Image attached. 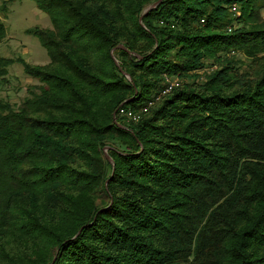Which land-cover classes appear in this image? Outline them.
Instances as JSON below:
<instances>
[{"label":"trees","instance_id":"1","mask_svg":"<svg viewBox=\"0 0 264 264\" xmlns=\"http://www.w3.org/2000/svg\"><path fill=\"white\" fill-rule=\"evenodd\" d=\"M35 1L50 62L0 57L37 82L0 97V264H264V0Z\"/></svg>","mask_w":264,"mask_h":264},{"label":"rangeland","instance_id":"2","mask_svg":"<svg viewBox=\"0 0 264 264\" xmlns=\"http://www.w3.org/2000/svg\"><path fill=\"white\" fill-rule=\"evenodd\" d=\"M230 12L236 17L239 16L237 6L235 11L230 8ZM261 16L264 18V8L261 11ZM0 19L5 26V38L0 43V57L22 58L27 63L37 66H43L50 62L48 52L38 38L27 32V30L34 29H53L49 15L38 8L35 0H14L11 2L0 0ZM199 74L201 75L202 71ZM166 79L177 80L180 84L188 82L186 78L166 77L165 82ZM36 83L35 80L24 74L21 65L15 63L9 68L7 81L1 83L0 97H6L12 103L19 104L27 95V87ZM159 98L160 96L157 95L153 97V100L156 102Z\"/></svg>","mask_w":264,"mask_h":264},{"label":"built area","instance_id":"3","mask_svg":"<svg viewBox=\"0 0 264 264\" xmlns=\"http://www.w3.org/2000/svg\"><path fill=\"white\" fill-rule=\"evenodd\" d=\"M232 10L235 11L236 10V5L233 4L231 6ZM165 81V80H164ZM166 87L164 89H162V91L160 92L159 96L168 93L172 88H176L179 86V82L177 80H168L166 79ZM149 105H151V103H149ZM146 108H142L140 110L134 111L132 109H128V108H122L119 110L118 115L119 117L125 118L128 121H132V122H138L141 115L143 113L146 112Z\"/></svg>","mask_w":264,"mask_h":264},{"label":"water","instance_id":"4","mask_svg":"<svg viewBox=\"0 0 264 264\" xmlns=\"http://www.w3.org/2000/svg\"><path fill=\"white\" fill-rule=\"evenodd\" d=\"M158 4V2L157 3H155L154 5H151L150 7H148L147 9H146V11H148V10H150V9H152V8H154L156 5ZM145 11V12H146Z\"/></svg>","mask_w":264,"mask_h":264},{"label":"bare ground","instance_id":"5","mask_svg":"<svg viewBox=\"0 0 264 264\" xmlns=\"http://www.w3.org/2000/svg\"><path fill=\"white\" fill-rule=\"evenodd\" d=\"M166 86H167V85H166ZM166 86H165V87H166Z\"/></svg>","mask_w":264,"mask_h":264}]
</instances>
